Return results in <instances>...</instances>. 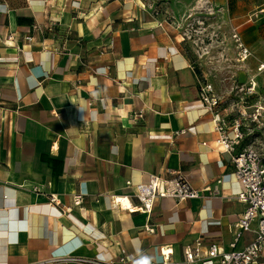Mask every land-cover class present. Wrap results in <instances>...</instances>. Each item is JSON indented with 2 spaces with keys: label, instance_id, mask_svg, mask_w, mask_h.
<instances>
[{
  "label": "crops",
  "instance_id": "obj_1",
  "mask_svg": "<svg viewBox=\"0 0 264 264\" xmlns=\"http://www.w3.org/2000/svg\"><path fill=\"white\" fill-rule=\"evenodd\" d=\"M186 1L206 31L196 13L225 0ZM173 24L142 0H0V264H151L158 244L189 264L196 239L224 251L252 240L237 237L241 183L198 97L205 72ZM244 28L249 46L258 29ZM167 168L198 196L109 208V194Z\"/></svg>",
  "mask_w": 264,
  "mask_h": 264
},
{
  "label": "built area",
  "instance_id": "obj_2",
  "mask_svg": "<svg viewBox=\"0 0 264 264\" xmlns=\"http://www.w3.org/2000/svg\"><path fill=\"white\" fill-rule=\"evenodd\" d=\"M259 12H264V6ZM32 29L37 30L38 26L34 24ZM232 37L235 42L236 60H246L251 53L249 47L238 31L234 30ZM13 39L11 34L6 37L7 42ZM24 39L29 43L33 37L28 32ZM231 92L236 98L224 106V95L216 91L207 73L198 83L199 100L214 123L216 146L219 151L229 155L230 164L241 183V189L235 198L245 207L235 225L237 237L246 231L252 232L253 237L243 248L237 249L231 244L232 248L227 251L220 250L215 243L203 248L201 240L196 239L184 248L185 262L189 264H264V149H258L247 142V139L254 137L255 129L264 127V62L256 66L254 75L245 82L230 87L227 96ZM135 116H142V110ZM166 173H150L146 181L133 186L131 194H109V208L150 214L157 199L170 197L181 201L198 196V190L190 185L182 172L167 168ZM130 195L136 199L135 203H132ZM49 199L50 202L56 201L54 194H50ZM80 202L78 195L74 204L79 205ZM145 230L151 232L153 227L147 225ZM166 246L157 245L161 259L151 264H171L169 254L172 250ZM83 261L86 260H79ZM87 261L112 264L96 259ZM124 261L123 258L119 259V262Z\"/></svg>",
  "mask_w": 264,
  "mask_h": 264
},
{
  "label": "rangeland",
  "instance_id": "obj_3",
  "mask_svg": "<svg viewBox=\"0 0 264 264\" xmlns=\"http://www.w3.org/2000/svg\"><path fill=\"white\" fill-rule=\"evenodd\" d=\"M142 1L154 17L174 23L175 27L180 24L179 28L187 40V50L193 54L199 69L208 74V79L215 89H219V93L224 95V106L236 98L232 92L227 96L230 86L245 82L247 79L245 77L249 78L250 74L253 76L256 63L264 60V12H259L264 6V0H225L224 4H212L211 13L207 15L209 18L206 21L202 13H196L201 17L202 23H206V31L198 28L199 21L197 18L192 19L188 13L187 8L191 4L186 0ZM234 8L236 11H233ZM250 18L251 20L247 21ZM242 22L244 23L241 25ZM247 26L256 27L259 34L257 33L253 39H245L251 53L246 60L238 62L232 33L236 30L245 38L243 29ZM194 29L199 32L195 33ZM242 64L243 67H240ZM238 75L245 80L238 79ZM253 134L254 137L247 139V142L258 149H264V127L255 129ZM262 260L264 261V258Z\"/></svg>",
  "mask_w": 264,
  "mask_h": 264
}]
</instances>
